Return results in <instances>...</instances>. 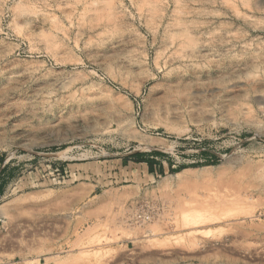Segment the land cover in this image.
<instances>
[{
	"label": "rangeland",
	"instance_id": "rangeland-1",
	"mask_svg": "<svg viewBox=\"0 0 264 264\" xmlns=\"http://www.w3.org/2000/svg\"><path fill=\"white\" fill-rule=\"evenodd\" d=\"M0 264H264V0H0Z\"/></svg>",
	"mask_w": 264,
	"mask_h": 264
},
{
	"label": "bare ground",
	"instance_id": "bare-ground-1",
	"mask_svg": "<svg viewBox=\"0 0 264 264\" xmlns=\"http://www.w3.org/2000/svg\"><path fill=\"white\" fill-rule=\"evenodd\" d=\"M184 171H187V170H184ZM224 202H226V204H227L228 199L225 198ZM229 213H230V209H228L227 211H225L224 215H225L226 217H229V216H228ZM206 219L208 220L207 217H206ZM204 220H205V216H204L203 214L196 213L193 217L190 218L189 221L191 222V224L195 225V224L202 223V221L204 222ZM238 220H239V219H238Z\"/></svg>",
	"mask_w": 264,
	"mask_h": 264
}]
</instances>
